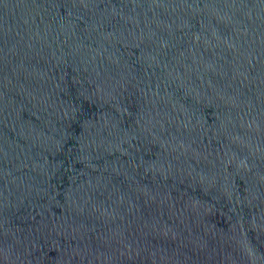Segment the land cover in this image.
Segmentation results:
<instances>
[{"label": "water", "instance_id": "obj_1", "mask_svg": "<svg viewBox=\"0 0 264 264\" xmlns=\"http://www.w3.org/2000/svg\"><path fill=\"white\" fill-rule=\"evenodd\" d=\"M0 264H264V0H0Z\"/></svg>", "mask_w": 264, "mask_h": 264}]
</instances>
